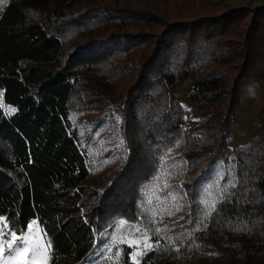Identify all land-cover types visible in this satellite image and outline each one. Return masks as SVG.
Returning a JSON list of instances; mask_svg holds the SVG:
<instances>
[{"label":"trees","instance_id":"1","mask_svg":"<svg viewBox=\"0 0 264 264\" xmlns=\"http://www.w3.org/2000/svg\"><path fill=\"white\" fill-rule=\"evenodd\" d=\"M263 61L264 3L8 0L0 218L16 234L36 224L44 264H137L128 242L145 232L155 249L138 262L161 264L158 249L203 226L229 264H264V129L228 144L243 99L264 109ZM182 78L206 105L194 119ZM111 165L105 186L88 183Z\"/></svg>","mask_w":264,"mask_h":264},{"label":"rangeland","instance_id":"2","mask_svg":"<svg viewBox=\"0 0 264 264\" xmlns=\"http://www.w3.org/2000/svg\"><path fill=\"white\" fill-rule=\"evenodd\" d=\"M7 1L8 0H0V8ZM249 1L253 4L264 3V0ZM190 86L189 78H182L178 82L176 92L182 104L191 112V118L194 119L197 117L198 113L206 110V105L196 104L189 100L188 92ZM90 118L92 117L88 116L86 119ZM91 120L93 119L87 120L88 123ZM115 169L116 165H111L99 170V172L89 177L88 183L97 188L105 186L109 178L114 175ZM0 228L4 229V232L0 233V247L3 248V251L0 252V264H25L23 255L9 254L12 250L8 248V243L13 242L15 246L16 242L12 241L10 234L5 235V233H11L13 231L6 227V222L2 218H0ZM16 235L17 237L21 235L25 236L28 240L29 247L33 244L41 246V250L37 256L32 257L31 253H29L28 264H32L33 260H35V264H44L47 255V246L36 224L34 222L30 223L26 232ZM146 242L152 245V249H155V243L150 237L147 241H145L144 236L129 240L128 244L131 247V258L134 262L140 261L142 256L148 252L144 247ZM21 247H23V245H21ZM156 260L161 264H229L233 260V256L225 245L215 240L213 233L207 226H203L191 237L187 244L173 243L158 249L156 251Z\"/></svg>","mask_w":264,"mask_h":264},{"label":"crops","instance_id":"3","mask_svg":"<svg viewBox=\"0 0 264 264\" xmlns=\"http://www.w3.org/2000/svg\"><path fill=\"white\" fill-rule=\"evenodd\" d=\"M255 4V3H254ZM257 96H264V61L261 63L258 72ZM264 129V109L262 104L243 99L234 110L233 121L230 125L231 139L230 147L244 144L259 129Z\"/></svg>","mask_w":264,"mask_h":264},{"label":"snow or ice","instance_id":"4","mask_svg":"<svg viewBox=\"0 0 264 264\" xmlns=\"http://www.w3.org/2000/svg\"><path fill=\"white\" fill-rule=\"evenodd\" d=\"M10 113H14L16 111V109L12 108L9 110ZM31 227V226H30ZM156 232H159L160 229L156 228L155 229ZM4 232L3 228H0V233ZM11 235L12 241H15V246L13 244V242H9L8 243V248L10 250H12L9 254L10 255H23L25 258V264H28L29 261V253H31L32 257H35L39 254L40 250H41V246L38 244H33L31 247H29L28 245V240L26 239L25 236L21 235L19 237H17L15 232H11V233H5V235ZM144 239L145 241H147L149 239V237L147 236V233H143ZM21 245H23V247H21ZM46 246H50V242H48V245ZM145 249H147L148 251L152 250V245L148 244L147 242L144 245ZM3 251V248L0 247V252ZM32 264H35V260L32 261ZM137 264H139V262L137 261Z\"/></svg>","mask_w":264,"mask_h":264},{"label":"built area","instance_id":"5","mask_svg":"<svg viewBox=\"0 0 264 264\" xmlns=\"http://www.w3.org/2000/svg\"><path fill=\"white\" fill-rule=\"evenodd\" d=\"M0 107H1V110L3 112V114L7 117H10L12 116L14 113H10V109L14 108L16 109V106L13 105V104H10L8 103L5 98H4V94H3V91L0 90Z\"/></svg>","mask_w":264,"mask_h":264}]
</instances>
